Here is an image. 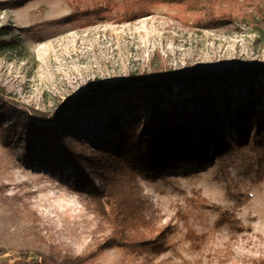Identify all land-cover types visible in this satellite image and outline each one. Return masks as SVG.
<instances>
[{
    "label": "rangeland",
    "instance_id": "rangeland-1",
    "mask_svg": "<svg viewBox=\"0 0 264 264\" xmlns=\"http://www.w3.org/2000/svg\"><path fill=\"white\" fill-rule=\"evenodd\" d=\"M4 2L0 98L41 124L91 83H115L133 73L150 79L154 66H163L167 78L205 77L195 88L174 86L169 99L179 103V115L210 93L218 118L228 114L233 122L225 127L230 146H220L208 165L138 178L154 223L142 232L154 236L158 227L172 225L164 252L109 246L87 264H264V138L255 136L264 128V0H167L131 22L121 1L101 13L85 0ZM140 93L100 98L79 117L59 116L65 137L80 150L149 121L153 107ZM206 105L199 110L208 111ZM1 115L5 125L11 121L2 100ZM239 125L250 131L246 139ZM23 143L6 140L0 128V264H62L94 250L114 230L115 207L105 203L101 211L74 167L59 157L61 148L27 159ZM225 211L238 225L217 227Z\"/></svg>",
    "mask_w": 264,
    "mask_h": 264
},
{
    "label": "trees",
    "instance_id": "trees-1",
    "mask_svg": "<svg viewBox=\"0 0 264 264\" xmlns=\"http://www.w3.org/2000/svg\"><path fill=\"white\" fill-rule=\"evenodd\" d=\"M97 5L96 13H101L105 8L119 5L121 1L126 19L131 22L142 19L152 14L153 10L166 4L167 0H85ZM21 4V1L13 3ZM8 3H0V10L5 9ZM156 73L147 79L144 73L141 76L135 73L127 79H122L110 84H90L85 94L81 97L67 101L59 115L46 120L41 124L36 117L28 112L12 106L0 98L5 109L11 113V121L5 125L4 117L0 116V128L4 129L6 140H16L23 143L25 158L33 159L39 152L53 147L62 149L59 157L65 160L66 165H72L79 177L81 186L91 190L93 198L106 211L104 204L113 205L116 210L114 230L97 247L83 256L66 260L62 264H87L94 259L105 247L117 246L130 251L142 250L160 254L166 249V237L172 230L171 223L159 228L154 236L142 232L141 227L149 228L153 221L145 213L148 206L142 196V189L138 183L140 176L149 175L151 178H161L175 170L180 165L200 164L208 165L220 146L228 148L230 141L225 132L226 122L232 127L228 114L221 121L212 108L210 93L203 97H196L193 101V111L179 115L176 101L169 99L175 95V85L195 88L199 81L205 77H175L164 76L163 66H154ZM136 75V76H135ZM244 76V78H249ZM140 95L146 92L147 96L141 99L152 104L149 121L139 120L127 129H119V138L94 144L82 149H77L69 143L63 132L67 125L59 116L69 112L79 117L82 110L95 108L100 98L104 100L122 93L128 98L130 91ZM130 99V98H129ZM169 103V109L164 104ZM207 104L208 111H201L199 104ZM149 107V106H148ZM248 108L243 109L240 123H244V116ZM227 113V111H226ZM229 113V112H228ZM177 121L175 122V120ZM215 120V122H213ZM241 139H246L250 131H242ZM255 136L262 141L264 128H257ZM87 154H89L87 156ZM211 156V157H210ZM219 208V207H218ZM219 210V209H218ZM229 224L235 227L238 222L235 215L225 211L219 217L217 227ZM134 230L132 234L130 230Z\"/></svg>",
    "mask_w": 264,
    "mask_h": 264
}]
</instances>
